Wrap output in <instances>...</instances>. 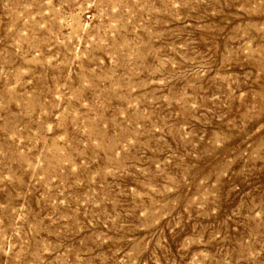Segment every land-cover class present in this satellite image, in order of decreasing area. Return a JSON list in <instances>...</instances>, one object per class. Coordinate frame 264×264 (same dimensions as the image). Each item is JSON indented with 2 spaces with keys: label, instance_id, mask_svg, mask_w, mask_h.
Segmentation results:
<instances>
[{
  "label": "rangeland",
  "instance_id": "1",
  "mask_svg": "<svg viewBox=\"0 0 264 264\" xmlns=\"http://www.w3.org/2000/svg\"><path fill=\"white\" fill-rule=\"evenodd\" d=\"M0 264H264V0H0Z\"/></svg>",
  "mask_w": 264,
  "mask_h": 264
}]
</instances>
